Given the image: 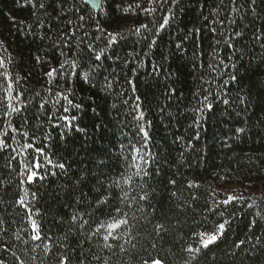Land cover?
<instances>
[{
	"label": "trees",
	"instance_id": "trees-1",
	"mask_svg": "<svg viewBox=\"0 0 264 264\" xmlns=\"http://www.w3.org/2000/svg\"><path fill=\"white\" fill-rule=\"evenodd\" d=\"M250 5L167 0L149 15V0H102L97 13L0 0V264H264V0ZM109 33L128 41L105 61L112 87L47 76L82 49L94 57ZM149 73L159 84L147 91ZM64 115L77 116L71 129L57 126Z\"/></svg>",
	"mask_w": 264,
	"mask_h": 264
},
{
	"label": "snow or ice",
	"instance_id": "snow-or-ice-1",
	"mask_svg": "<svg viewBox=\"0 0 264 264\" xmlns=\"http://www.w3.org/2000/svg\"><path fill=\"white\" fill-rule=\"evenodd\" d=\"M181 2H182V0H171V3L173 5H175V6H179ZM149 3H150V5H153V6L150 7L149 9H145V12L147 14L151 15L152 13H154L156 11V6L155 5L163 7L164 3H167V0H163V2H161V0H149ZM256 4H257V0H251L250 7H251L253 12L256 11ZM41 7H43V5H41ZM137 7H139V5H137ZM168 11H169V13H172V9L171 8H169ZM172 18H174V17H172ZM172 18H170L169 15H165L163 17V23L159 24V27L156 29V35L152 37L150 43H147V48H148L149 51L144 53L145 56H148L152 52V49L154 47H159L156 37L159 36L160 30L165 29V27L167 25L171 24ZM153 23L155 24V20L153 21ZM147 27H148L147 25H142L141 27L136 28L135 32L132 33V35H135L137 37V39L132 42L133 46L135 44H141V46L143 47L144 43L147 41V37L142 34L141 29L142 28L147 29ZM100 31L103 32L104 30L100 29ZM196 31L199 32V29H197ZM241 35L242 34L240 32H236L235 33L236 37H240ZM108 37H109L108 46L105 47V48H101L99 51L95 52L94 57L93 56H86L84 54V52H83V49H82L81 52L77 53V55L75 57H73L72 59H70V60L69 59H65L61 63L59 69L54 68L51 71H49L47 73V76L51 78L54 73L63 75V73L65 71H67L69 73L75 72L77 80H79L80 73H81V71H83L84 78L86 80L94 81L95 83L99 84L100 81L103 79L105 81V84L102 87H104L105 89L112 87L111 81H109L107 76L104 75V73L106 71L105 61L106 60H112V59H116V60L121 59V56L116 51V48H113L112 46L113 45H117L118 38L120 40H124L125 44H127L128 41L126 40V38L124 36H119L118 37L117 35H114L112 33H109ZM255 38L257 40L264 39V33L257 34ZM96 39L99 40L100 37L98 36V37H96ZM178 39H179V37H178ZM184 39H188V37L185 36ZM160 40L161 41L163 40L162 36L160 37ZM123 46L124 45H117V47H123ZM229 47H232V45L229 44ZM109 48L112 49V54L105 56L104 59L102 60V53H107L109 51ZM176 48H177V51H179L182 48V45L181 44H177ZM88 49L92 50V45L91 44L88 45ZM68 51L70 53L72 51L71 48H69ZM129 55H131V54H129ZM161 55H163V53ZM229 59H231V57ZM221 63H223V61H221ZM2 66H3V61H0V67H2ZM143 66H144L143 60H141L140 63L137 65V68L133 69V75L137 76V80H139V76L137 75V69L138 68H142ZM224 66H225V68L228 67V65H224ZM232 67H236V65L233 64ZM153 72L154 73H159L160 72V67H158L155 63L153 64ZM145 75H146V77H150L151 78V82H148L146 80V82L144 84L145 89L147 91H150L153 87H155V86H157L159 84V81H158V79L153 77L152 74H150V73L149 74H145ZM230 79L235 81L236 80L235 75H232L230 77ZM127 83L132 86V92L134 94L138 92L137 83H134L132 80H128ZM228 83H229L228 80L224 81L225 85H227ZM172 91H175V90L173 89ZM64 99L67 101V104L71 108H74V109H77V110H80L82 108L81 104L73 103V101L71 99H68L67 96H65ZM136 100L138 102L140 101V96L139 95H136ZM239 102L241 104L245 103L244 98L240 97ZM228 103H229L228 100H224V104L225 105H227ZM135 107H136L137 110H139L140 104L137 103L135 105ZM205 109H207V110H212L213 109V105H212V103L209 102L207 96L204 97V108L200 109L199 111L201 113H203V111ZM69 110H70V108L68 106H65L63 108V111L65 113H68ZM19 111H20V109H19ZM19 111H14V112H19ZM94 111H95V109H93V112ZM237 115H239V113H237ZM59 119L64 121V123L60 124V125H57V126L62 127V128L71 129L73 127V123L75 121H77L78 118H77L76 115H71L70 117L67 116V115H64V116L59 117ZM143 119H144L143 112H139V114L137 116V120H143ZM201 119H203V116L202 115L198 116V121L201 120ZM75 130L78 131V132H85L86 131L85 129L80 128L78 124L75 125ZM243 131H244V129H242V128H236V132L237 133L243 132ZM140 132L143 133V135H144V137L146 139L148 138L149 134H148L147 131H145L143 126H140ZM49 164H51V160H50ZM57 166H58V168L61 171H63L66 168V165L64 163H62V162L58 163Z\"/></svg>",
	"mask_w": 264,
	"mask_h": 264
},
{
	"label": "water",
	"instance_id": "water-1",
	"mask_svg": "<svg viewBox=\"0 0 264 264\" xmlns=\"http://www.w3.org/2000/svg\"><path fill=\"white\" fill-rule=\"evenodd\" d=\"M83 4L88 6L93 12L97 13L101 7L102 0H80Z\"/></svg>",
	"mask_w": 264,
	"mask_h": 264
},
{
	"label": "rangeland",
	"instance_id": "rangeland-1",
	"mask_svg": "<svg viewBox=\"0 0 264 264\" xmlns=\"http://www.w3.org/2000/svg\"><path fill=\"white\" fill-rule=\"evenodd\" d=\"M154 264H160V263H154Z\"/></svg>",
	"mask_w": 264,
	"mask_h": 264
}]
</instances>
